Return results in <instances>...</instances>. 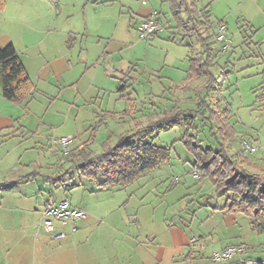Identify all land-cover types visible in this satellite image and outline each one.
Segmentation results:
<instances>
[{
    "label": "crops",
    "instance_id": "obj_1",
    "mask_svg": "<svg viewBox=\"0 0 264 264\" xmlns=\"http://www.w3.org/2000/svg\"><path fill=\"white\" fill-rule=\"evenodd\" d=\"M200 6L211 22L226 26L241 19L252 32L243 37L256 50L248 57L264 59V37L254 40L264 30V0H200ZM155 13L172 27L165 0H0V48L14 47L35 89L20 105L0 94V264H212V253L238 245L245 255L227 264H264V242H244V233L252 232L248 217L229 211L228 202H218L223 197L207 201L197 187L191 193L172 173L156 179L154 201L140 189L146 178L122 189H97L72 175L54 190L45 180L65 166L58 139L69 140L68 152L91 142L88 149L97 154L103 142L113 146L136 130L137 87L160 89L157 103L163 106L176 99L182 105L192 95L163 92L187 84L191 57L168 40L171 31L161 28L147 41L136 36L135 27ZM231 54L212 60L219 67L228 60V75ZM222 83L214 89L225 88ZM61 190L59 200L69 190L71 208L85 217L74 225L55 223L63 237L54 240L42 227L41 212L48 194ZM176 192L189 199H168ZM193 237L197 244L189 243Z\"/></svg>",
    "mask_w": 264,
    "mask_h": 264
},
{
    "label": "trees",
    "instance_id": "obj_2",
    "mask_svg": "<svg viewBox=\"0 0 264 264\" xmlns=\"http://www.w3.org/2000/svg\"><path fill=\"white\" fill-rule=\"evenodd\" d=\"M165 2L173 25L172 27H167V23L163 25L160 13H155L156 23L165 32L171 31L168 40L187 48L191 57L187 84L175 89H165L163 92L192 93L196 102L195 109L182 110L180 99H176L170 109H164L165 106L161 104L153 106L151 110L155 113H150L146 124H137L138 127L131 135H121L113 146L107 141L103 142L97 154L88 149L91 142H85L81 148L67 153L62 151L63 164H69V168L61 174L45 177V180L54 190L64 186L66 181H72V174L93 183L97 189L125 188L170 160L172 147L157 145L154 141L160 132L182 124L183 132L179 142L193 158L190 167L197 181L208 179L217 198L230 194L231 203L227 209L248 217L250 230L256 235H262L264 234V163L253 161L250 156L254 154H246L241 148L238 151L232 150L231 144L236 132L231 123L229 109L222 108L219 102L209 104L201 96L203 93L212 92L218 83L225 81L228 76L226 72L228 60L223 62L221 67L212 62L215 55L220 54L224 57L223 55L229 54L221 53L216 47L215 29L221 22L213 25L207 7L200 6V0H165ZM147 19L149 18L145 20ZM192 37L199 42L200 49L195 53L189 43ZM243 44L250 46L246 37H243ZM201 78L203 82L198 88L188 89V85ZM34 91L14 47L11 44L1 47V97L7 102L20 105L30 98ZM159 110L161 114L157 116ZM197 118L209 126L208 132L216 141L215 149L201 147V142L196 136L191 135ZM52 197V193H49L45 208L53 206Z\"/></svg>",
    "mask_w": 264,
    "mask_h": 264
},
{
    "label": "rangeland",
    "instance_id": "obj_3",
    "mask_svg": "<svg viewBox=\"0 0 264 264\" xmlns=\"http://www.w3.org/2000/svg\"><path fill=\"white\" fill-rule=\"evenodd\" d=\"M238 21L231 20L230 24L228 23V25H226V34L231 41V49L228 53L232 52V54L230 55L232 56V59L230 60L231 64L229 67V72L231 73L228 75L229 77H227V79L222 83L223 87L225 88L214 89L207 96H205V94L203 93L202 97L209 104L219 102L221 103L222 108L229 109V113L231 115V123L233 124L234 130L236 132L234 141L231 144L232 150H240L241 142L248 141L249 144H253L258 147V152L253 156H250V158L255 162L264 163V85L262 84L264 80V59L260 55L257 59L254 57H248L249 55L247 52H250L251 55L252 52L250 50L254 51L255 49L253 48V46L248 47L244 45L242 43V37L244 34L250 37L252 35V32L249 31V29H247L245 26H242L241 19H238ZM216 23L217 22L213 20V25H215ZM136 36L137 38L139 37V35ZM263 37L264 30H262L254 40L259 41ZM147 40L149 39H144V41ZM189 43L192 45L194 53L197 52L198 49H200L199 42L195 37H192L189 40ZM216 47H218V45H216ZM143 51L144 50L142 48L137 47V56H142ZM242 56H245L249 59H245V57ZM246 66H249V68L245 69ZM150 68L152 67H149V69ZM151 71L152 70L150 69L148 72L152 73ZM159 90L160 89H141V87H137V124H146L147 121H149L148 116H150V113L152 111L151 108L158 105L157 100L160 97L158 96L157 91ZM223 92H225L224 96H221L220 93ZM186 95L187 94L182 95L178 93L171 95V98H174L175 96H183L184 98L186 97ZM188 97V99L186 98L184 100L181 108L184 110H194L196 102L193 101V98H191V94H188ZM168 103L169 105L165 103L166 106L164 109L171 108V104H173V102L168 101ZM158 112L159 113L157 114V116L161 114L160 110ZM152 113L155 112L152 111ZM181 125L182 124H179L168 131H162L156 136L154 142L157 145L172 147L171 158L168 162L159 165L149 175L139 178H146L145 180H143L145 185L141 186L140 189L144 190L145 198L154 201L155 197L158 196L157 192L154 193V189L157 188L155 183L156 179H167L169 178V173H172L171 178H174V176H178L180 184L185 183L186 188L190 190L191 193H193L195 187H197L195 193L200 191L199 193L202 194V196H208V199H206L207 201L209 200V197L210 199L218 201L220 198L215 199L211 194V182L208 179H203L201 182H197V178H193L192 176V171L189 173V169L185 167L192 164L193 158L189 153H187L182 144L179 142V138L183 132V127ZM208 130L209 126L206 123L200 122V118H197L194 122L191 135L196 136V138L201 142V147H209L211 149H215L216 141L211 137ZM99 138L100 136L98 137V139ZM92 150L94 152H97L99 150V147H94ZM63 165L65 166H63L61 172H64L69 168V164ZM139 179H137V181ZM147 191H149V193L146 195ZM184 191L186 190L183 189V192ZM62 192L63 191L61 190L60 192L54 194L55 192L52 191V200H59L61 195L60 193ZM69 192V190L66 191V194L64 196L67 200L70 199V196L68 195ZM179 194L180 193L176 192L175 194L170 195L168 199L175 202L177 199L180 201L184 200L185 196L182 197L183 195ZM75 195L76 194H73L74 199L76 198ZM178 196H181L182 198L180 197L181 199H179ZM223 198L222 201L218 202L223 203L225 201L229 204L231 203L230 194H225ZM185 199L187 201L189 199V196L185 197ZM244 240V242H247L248 244H254L258 242L263 243L264 234L256 235L255 233L249 231L248 236L246 235V233H244ZM260 247L264 248V243ZM262 252L264 253V249H262Z\"/></svg>",
    "mask_w": 264,
    "mask_h": 264
},
{
    "label": "built area",
    "instance_id": "obj_4",
    "mask_svg": "<svg viewBox=\"0 0 264 264\" xmlns=\"http://www.w3.org/2000/svg\"><path fill=\"white\" fill-rule=\"evenodd\" d=\"M140 39H150L153 35L161 32V28L156 23L155 14L151 15L149 19L140 22L135 28ZM226 26L223 23H220L216 27V42L219 48V51L223 54L227 53L231 49V41L226 34ZM61 146L62 151L67 153V145L69 140L67 138H60L56 142ZM240 148L246 154L253 155L257 153L258 147L249 144L245 141L241 142ZM85 213L82 210L71 208L69 201L67 199H61L55 205L43 209L41 212V224L42 227L52 235L54 240H60L63 235L57 234L54 232L55 223L65 225L71 224L74 225L77 221L84 219ZM190 244H197V238H191L189 240ZM246 248L238 246H230L224 248L218 252H214L210 255V261L212 264H227L230 260L235 257H242L245 255Z\"/></svg>",
    "mask_w": 264,
    "mask_h": 264
}]
</instances>
